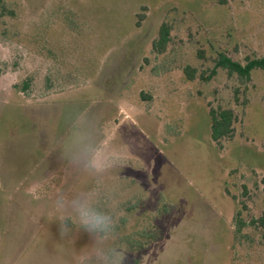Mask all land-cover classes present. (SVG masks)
Segmentation results:
<instances>
[{
	"label": "rangeland",
	"instance_id": "obj_1",
	"mask_svg": "<svg viewBox=\"0 0 264 264\" xmlns=\"http://www.w3.org/2000/svg\"><path fill=\"white\" fill-rule=\"evenodd\" d=\"M6 3L14 15L0 18V264H60L61 253L72 264L88 243L49 210L58 194L91 183L62 155L77 117L126 152L105 183L132 194L119 224L127 264H264V234L249 224L264 211V69L246 86L221 68L199 78L220 52L264 56V0ZM162 21L170 41L156 53ZM209 107L237 117L221 146L210 139Z\"/></svg>",
	"mask_w": 264,
	"mask_h": 264
},
{
	"label": "clouds",
	"instance_id": "obj_2",
	"mask_svg": "<svg viewBox=\"0 0 264 264\" xmlns=\"http://www.w3.org/2000/svg\"><path fill=\"white\" fill-rule=\"evenodd\" d=\"M101 141L102 136L90 130L83 117H77L63 142V158L91 182L86 188L58 194L49 206L65 231L75 228L89 238L73 253L72 264H127L129 256L119 242V224L123 205L132 194L118 195L105 183L109 174L128 162L127 155L114 142ZM56 259L63 264L62 253Z\"/></svg>",
	"mask_w": 264,
	"mask_h": 264
},
{
	"label": "trees",
	"instance_id": "obj_3",
	"mask_svg": "<svg viewBox=\"0 0 264 264\" xmlns=\"http://www.w3.org/2000/svg\"><path fill=\"white\" fill-rule=\"evenodd\" d=\"M145 7H141V12L136 15V26L140 25V22L144 18ZM12 16L14 11L10 9L6 0H0V18L3 16ZM170 41V25L166 21H162L158 26L157 35L151 41V49L156 53H163L166 49L168 42ZM244 62H239L227 56L225 53L220 52L213 69L207 76L199 75L202 80H209L216 72L217 68L224 69L228 75H233L239 85H244L251 80V72L253 69H264V56L251 57L249 55L245 56ZM183 73L188 80H193L195 77V68L185 65L183 67ZM27 84L25 83L22 88H25ZM237 92V90H236ZM208 116L209 122V135L211 141L216 145L221 146V141L226 138L233 136L234 132V122L236 121V114L231 108L218 107L216 109L209 107ZM239 212L235 216V221L237 224V231L244 224L239 218ZM249 224L256 229H259L264 234V211L260 213L257 217L251 218Z\"/></svg>",
	"mask_w": 264,
	"mask_h": 264
}]
</instances>
